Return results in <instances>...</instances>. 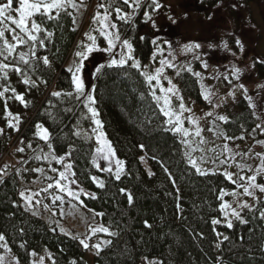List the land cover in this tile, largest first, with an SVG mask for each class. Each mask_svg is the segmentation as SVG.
I'll return each mask as SVG.
<instances>
[{
  "label": "trees",
  "instance_id": "obj_1",
  "mask_svg": "<svg viewBox=\"0 0 264 264\" xmlns=\"http://www.w3.org/2000/svg\"><path fill=\"white\" fill-rule=\"evenodd\" d=\"M219 1L224 0H200L196 9L206 13V8ZM239 1L246 7L245 3L255 0ZM102 2L112 13L116 8L127 11L123 0ZM238 12L231 10L236 20ZM50 15L53 18L40 13L32 17L41 31L36 41L30 40L29 50L19 49L27 55L28 63L14 64L17 56L11 55L5 60L10 65L9 73L0 71V91L9 89L0 97V164L12 150V138L38 148L42 144L38 143L37 125L47 130L54 153L68 154L74 180L85 191L82 204L102 213L100 223L115 233L102 235L111 244L103 245L92 264H264V219L260 216L264 197L239 211L247 223L234 217L233 227L228 228L221 220V193L229 197L225 192L232 191L234 183L216 169L197 172L188 161L183 139L161 112L151 84L140 69L129 63L108 67L109 63L104 62L105 67L92 80L90 92L103 125L98 131H103L123 168L116 179L113 172L94 165L98 132L95 137L84 138L73 130L81 99L73 96L72 72L64 64L79 39L74 15L67 9L60 10L58 16L57 12ZM145 18L143 5L133 19H117L122 40L132 45L133 57L141 64L150 61L154 48ZM44 57L49 61L47 65ZM254 65L259 76H264V62L255 60ZM17 67L22 71L16 72ZM25 78L29 83H24ZM178 83L183 96L206 106L191 72L182 71ZM52 88L60 93L59 97L51 93ZM16 95L22 96L23 102ZM48 101L55 104L54 114L44 111ZM222 110L227 116L222 129L228 137L247 135L257 125L244 96L224 103ZM7 111L18 117L16 127ZM27 175H31L29 169L23 173L6 168L0 171V235L16 263L30 264L33 256L49 252L50 264H89L80 240L60 233L22 206L21 181ZM93 177L103 182V187H98ZM214 219L221 223L214 225Z\"/></svg>",
  "mask_w": 264,
  "mask_h": 264
},
{
  "label": "rangeland",
  "instance_id": "obj_2",
  "mask_svg": "<svg viewBox=\"0 0 264 264\" xmlns=\"http://www.w3.org/2000/svg\"><path fill=\"white\" fill-rule=\"evenodd\" d=\"M199 2L200 0H159L162 6L154 11L149 7L151 0H139L138 8L134 6L133 0H130L132 6L127 5L125 12L121 11L117 14L108 10L109 19L106 23L116 25V28H109L108 31L113 36L118 33L120 39L115 41V48L111 53L105 51L91 53L89 58L83 62V68L78 75L84 81L85 94H91L90 88L94 75L97 73L96 69L104 62L109 63L113 58L119 60L122 54L127 56V49L122 43L124 40L118 30L117 19L121 20L118 15L124 16V21H129L144 5V15L148 13L151 16V19H148L147 16L145 18L149 29H151V39L152 41L155 39L157 44H153L150 61L146 64L140 63V70L149 75H156V70L163 68L162 74L158 77L159 83L155 80L152 81L151 88L155 93L154 98H161L159 102L156 99L160 108L163 107V97L167 95L171 101V110L179 115L182 121L180 132L174 131L175 116L172 117L173 123L171 124L168 122L169 117H165L173 131L183 139L188 161L195 160L197 167L204 172L216 169L232 174L231 181H235L233 190L225 192L229 197H223L221 201V205L228 203L232 206L224 212L221 211L223 217L221 220L226 223V213L227 219L232 221L234 218L230 214L232 209L241 211L243 208L239 207L240 204L246 203L251 207L259 198L264 197V193H261L258 188L250 189L253 193L251 196L245 195L243 192V185L249 183L248 177L256 176L255 183L264 185V171L259 173L256 171L259 168H264L262 165V160H264V76H259L254 65L255 60L264 61V0L249 1L247 4L245 3L246 7H243L239 0L219 1L214 6L206 8V13L197 11L196 5ZM74 3L76 4L75 8L71 5H66L64 8L74 15L79 33L75 50L64 63L65 67L73 68V70L78 59L75 53L80 50L82 45L91 43L86 34H91L96 38L99 48L108 47L107 40L98 31L100 22L93 23V18L97 13H100L101 17L104 14V9L98 7L103 3L102 0H74ZM15 7H18V0ZM233 9L239 11L237 20L231 13ZM42 11L43 9H41ZM54 12L56 10L51 11V13ZM32 17L29 21V28L33 21ZM16 32L23 37L24 44L12 41L10 33L6 35V38L17 44L16 50L12 54L17 56V59L12 63L19 64L23 63L20 60L19 49L29 50L30 40L19 29H16ZM36 34L37 32L33 33L35 36ZM237 41L240 42L239 45ZM195 44H199L200 47L198 49L188 47ZM25 58L27 59L26 54ZM161 59L167 61V64L162 66ZM135 60L138 59L135 58ZM127 63L131 64L132 61L129 60ZM205 63L207 67H204ZM0 64H7L4 56L0 59ZM169 64L171 67L168 66ZM189 68H191L189 72L198 80L206 106L193 102L180 92L178 76L182 71H188ZM8 70L9 68L2 71L9 73ZM196 73H199V76L195 75ZM25 79L28 80V78ZM169 81L172 82L171 85ZM172 85L178 89L175 94L161 91V88L167 89ZM55 92L57 91L52 88L51 93ZM73 96L77 98L75 85ZM239 96H244L249 101L256 116L257 125L247 135L228 137L222 129L224 121L219 120L218 117L227 118L222 106L226 102L234 101ZM79 99L81 101L77 103L78 112L73 123V130L84 138L95 137L94 135L99 132V129L92 120V114L85 107L86 95L80 96ZM181 102L185 105L183 111L179 107ZM54 105L48 101L44 111L54 114ZM92 107L95 108V105ZM9 113L13 115L7 111V114ZM10 122L15 127L17 126L16 117L11 116ZM197 128L200 129L199 136L196 135ZM185 131L188 132L187 136L184 135ZM36 135L39 138L38 143L42 144L38 148L31 146L30 143H22L20 138H12L11 142H14L11 145L12 150L4 156L5 159L0 164V171L4 168L15 169L22 173L25 169L30 170L31 175L22 177L21 181L23 197L28 202L26 203L20 194L22 206L52 224L60 233L80 241L85 239L89 245L88 248H85L86 258L89 264H92V259L97 254V249L93 245L99 244L102 249L106 243L102 236L105 234L104 232L93 233L91 231L102 225L99 215L81 204V196L85 191L74 180L72 167L67 171L65 169L66 165L71 164L67 159L68 154L57 155L54 153L52 147H49L51 144L48 140L50 139L47 138L46 141L41 138L44 135V128L41 126L37 128ZM98 147L101 145L97 143ZM20 148H23V151H18ZM96 149L94 165L104 170L111 169V172L116 175L117 159L114 156L103 159ZM60 172H65L67 179L61 180ZM241 176L245 179L240 180ZM57 180L60 181L61 186L70 188L77 193L79 200L68 196L66 192H61L56 187ZM56 196H61L63 200L53 203V198ZM107 235L105 234L106 237ZM1 247L0 257L4 258L3 264H17L13 254L3 241H1ZM50 261V253L44 252L41 255L33 256L30 264H50Z\"/></svg>",
  "mask_w": 264,
  "mask_h": 264
},
{
  "label": "snow or ice",
  "instance_id": "obj_3",
  "mask_svg": "<svg viewBox=\"0 0 264 264\" xmlns=\"http://www.w3.org/2000/svg\"><path fill=\"white\" fill-rule=\"evenodd\" d=\"M123 3L125 5H130V0H123ZM14 0H0V41H2V47H0V56H4V59L6 60L8 58V56H11L17 47V44H14L12 42L9 41V39L6 38V32L11 34V40L12 41H16L18 42V44H24L25 40L23 39V37H21L20 35L17 34L16 29H19L20 32L24 33L28 40L31 41H36L37 37L35 35H33L34 32H40L41 28L40 25L37 24L35 21L31 22V27L29 28V21L31 19V17L35 14V13H40L41 15H48L49 18H53L50 13L52 10H56L57 12V16L59 15V11L61 9H64L66 7V5H71L73 8L76 7V4L74 3V0H18V7H14ZM133 4L135 7H139V0H133ZM162 5L159 3V0H151V4L149 5V7L153 8V10H158ZM99 8H103L104 9V14L101 17L100 13H97L94 18H93V23H96L97 21L100 22V28L98 29V31L100 32V34L102 36H104V38L107 40V44L108 47L107 48H99L96 44V38L94 36H92L91 34H86L87 38L89 41H91L90 44H84L81 46L80 50L77 51L75 53V56L78 58L77 62L75 64V68L73 70V68H69L68 71L72 72V80L73 83L75 85L76 88V92H77V99L80 98V96H85L86 95V102H85V107L88 108V111L92 114V120L93 122L97 125L98 129H102L103 125L101 123V121L98 119L99 113L96 111V109L94 107H92V105L95 104V97L92 96L90 93L89 94H85L84 91V81L80 78V76L78 75L81 72V69L83 68V62L85 60H87L89 58V55L95 51H105V52H109L111 53L112 50L115 48V41L119 40V34L116 33L114 36L111 32L108 31L109 28H116V25L113 24H109L106 23L109 19L108 17V9L107 7H105V5L103 3L98 5ZM41 9H43V11L41 12ZM116 13L119 14L121 12L120 8H116L115 9ZM145 15L148 17V19H151V16L148 15V13H145ZM118 18L121 20H124L125 17L124 16H119ZM169 19H172V17H169ZM173 22H175L173 20ZM12 25H15V27H12ZM155 26V25H154ZM49 35H51L49 33ZM141 39H143V37H141ZM42 43V41H41ZM123 46L127 49V56L125 55H121L120 59L117 60L115 58L111 59L109 64L107 65L108 67H113V66H119V67H123L127 64V62L129 60L132 61L130 67L132 68H136V69H140V62L138 60H135V58L132 55L133 52V48L132 45L128 42V40H124L123 42ZM152 43L154 45L157 44V41L154 39L152 41ZM237 44L239 45L240 42L237 41ZM188 47H195V48H199L200 45L199 44H195L192 46H188ZM33 55H35V52L33 50ZM20 60L23 61L25 64L28 63L27 59L25 58V54L21 53L20 54ZM264 62V61H262ZM43 63L45 65H47L49 63L47 57L43 58ZM160 64L163 66L165 64H167V61L161 59L160 60ZM169 67H171V65H168ZM10 65L9 64H0V71L9 68ZM104 65H100L96 71L99 73L101 71L102 68H104ZM204 67H207V64L205 63ZM16 72H21L22 70L20 68H15L14 69ZM163 68H159L156 70V75H149L147 73H141L142 75L145 76L146 81L151 84L152 81H156L157 83H159V79L158 77L162 74ZM188 71H191V68L188 69ZM238 71V70H237ZM195 75L199 76V73H196ZM24 83H29V81L27 79L24 80ZM171 81H169V84L171 85ZM241 87H243L241 85ZM9 91L8 88H4L3 91H0V97L4 96V93ZM13 93H15V89H12ZM161 91L166 92V93H172L175 94L178 89L175 88L174 85H172L171 87L164 89L161 88ZM53 95L55 96H60L59 92H55L53 93ZM153 95L155 96V93L153 92ZM16 99L20 100L21 102H23V97L20 95H16L15 96ZM207 98V97H205ZM157 101L159 102V100L161 99L160 97H156ZM182 100V98H180ZM180 109L183 111L185 110V105L181 102L179 105ZM161 112L164 113L165 116L169 117V123H173L172 121V117L175 116V124L173 125L174 127V131L176 132H180L181 131V126H182V121L180 120L179 115H176L172 110H171V101L170 98L165 95L163 97V107H161ZM9 115H11L9 113ZM208 115H211V113H208ZM18 119V117L16 118ZM219 120L221 121H226V117L224 116H219L218 117ZM10 127L13 125H9ZM40 126L37 125V128H39ZM2 129H0V133H2ZM184 135L187 136L188 132L185 131ZM196 135L199 136L200 135V129L197 128L196 131ZM42 139L47 140L48 135H47V130H44V135L41 137ZM242 139V137H241ZM96 141L98 144L101 145V147H98L96 149L97 153L101 155V158L103 159H108L109 156H115V151L112 148V145L110 144V142L107 141L105 134L103 133V131H99L97 136H96ZM49 147H51V145H49ZM18 151H23V148L18 149ZM259 155V154H258ZM95 163V161H93ZM193 165V167H196L197 172H200L201 174H204L202 172V170L197 167V163L195 160H191L190 161ZM122 161L117 160L116 161V165H117V170H116V179L120 178V173L122 171ZM262 165H264V160H262ZM72 167L71 164H68L65 166L66 171L70 170ZM108 171H111V169H108ZM258 173L261 171H264V168H259L256 170ZM60 179L61 180H65L67 179L65 172H60ZM72 175H74V173H72ZM151 175V173H150ZM227 179L232 180V174H228L225 173ZM94 180V182L97 183L98 187H103V182L101 181H97L95 177L92 178ZM240 180H244L245 177L241 176L239 178ZM249 183L246 185H243V192L245 195H253L252 191H250V189L252 188H258L259 191L261 193H264V185H260L255 183L256 181V176H251L247 178ZM72 183H75V181H72ZM233 183H235V181H233ZM49 187L51 188L52 185L50 184ZM56 187L61 191V192H66L68 196L72 197L73 199L79 200V195L75 192H73L70 188H67L65 186H61L60 181L57 180L56 181ZM123 191V190H121ZM21 195L23 196V193H21ZM235 195V194H234ZM223 198V193H221V199ZM57 200H63V198L61 196H56L53 198V203H55ZM128 200L129 203L132 202V196L129 194L128 196ZM83 202H81L82 204ZM232 206L229 205L228 203H223L221 205V211L224 212L227 209H230ZM240 208H248L249 205L248 204H240L239 205ZM231 216L236 217V219H238L240 221V223H247L246 220H244L241 216H240V212L237 211L236 209H232L231 210ZM98 215H103L102 213L98 214ZM261 219H264V212H261L260 214ZM212 223L215 224H219L221 223L219 220H212ZM148 227H150V225H147ZM226 226L228 228H232L233 227V223L231 220L227 219V213H226ZM93 233L96 232H104L108 235H115V233H111L109 231L108 228L104 227L103 225L97 227V228H93L91 230ZM224 240H227L228 237L224 236L223 237ZM4 240V236L0 235V241ZM80 243L85 247L88 248L89 245L87 243V241L85 239H82L80 241ZM107 244H111V241H106ZM23 246V245H22ZM93 247H95L97 249V254H99V251L101 250V246L99 244L97 245H93ZM217 247H219V244L217 245ZM3 257H0V264H3ZM17 264H19V262L17 261ZM53 264H55V262H53ZM74 264V262H73Z\"/></svg>",
  "mask_w": 264,
  "mask_h": 264
}]
</instances>
